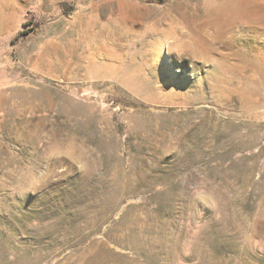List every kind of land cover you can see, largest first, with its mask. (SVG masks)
Masks as SVG:
<instances>
[{
    "label": "rangeland",
    "instance_id": "rangeland-1",
    "mask_svg": "<svg viewBox=\"0 0 264 264\" xmlns=\"http://www.w3.org/2000/svg\"><path fill=\"white\" fill-rule=\"evenodd\" d=\"M0 264H264V0H0Z\"/></svg>",
    "mask_w": 264,
    "mask_h": 264
}]
</instances>
